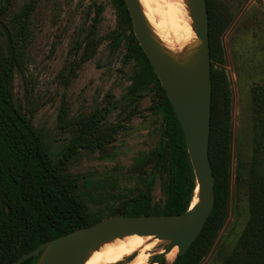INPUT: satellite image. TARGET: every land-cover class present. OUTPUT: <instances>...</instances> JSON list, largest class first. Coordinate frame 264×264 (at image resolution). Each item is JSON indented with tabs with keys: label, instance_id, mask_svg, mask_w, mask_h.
Masks as SVG:
<instances>
[{
	"label": "trees",
	"instance_id": "1",
	"mask_svg": "<svg viewBox=\"0 0 264 264\" xmlns=\"http://www.w3.org/2000/svg\"><path fill=\"white\" fill-rule=\"evenodd\" d=\"M34 2L24 5L2 27L6 35V55L0 48V264H12L39 245L78 229L89 227L112 216L179 215L188 210L193 199L195 179L176 115L147 58L139 47L123 0H113L117 15V35L129 31L125 59H134L138 70L131 79L126 96L132 100L154 89V113L161 118V141L151 152L155 171L165 168L161 183L162 204L152 199L153 178L143 190H113L115 206H105V216H92L78 193L74 176L67 174L68 163L80 150L100 151L114 142L123 128L120 123L103 126L108 108L85 119L68 118L61 107L58 129L72 138L57 161L47 153L31 119L36 107L22 111L15 105L14 74L24 71V53L30 39L28 19ZM211 61V112L209 161L215 179L213 209L196 240L173 264H200L209 253L226 217L231 179V93L224 70L221 38L242 6L240 1L219 4L206 0ZM101 8H97L83 43L74 48L75 57L63 76L76 77L82 64L92 59L102 38L97 36ZM33 88L25 87L24 97L33 105ZM251 145L247 160L238 162L235 184L246 187L248 219L233 249L222 264H264V84L250 88ZM143 161L138 166L143 165ZM131 195V196H130ZM134 195V196H132ZM98 199V198H97ZM95 202L96 198H89ZM103 202V199H101ZM42 252L22 264H37Z\"/></svg>",
	"mask_w": 264,
	"mask_h": 264
},
{
	"label": "rangeland",
	"instance_id": "2",
	"mask_svg": "<svg viewBox=\"0 0 264 264\" xmlns=\"http://www.w3.org/2000/svg\"><path fill=\"white\" fill-rule=\"evenodd\" d=\"M33 1L34 9L28 19L31 36L24 53V71L14 74L15 105L22 111L36 107L31 124L53 161H57L72 138L70 133L58 129L62 106L71 119H85L108 108L102 125L120 123L123 126L114 142L103 152L80 150L65 172L76 178L77 191L92 216H105L108 203L119 204L110 198L113 190L135 193L137 188L144 187L148 178H153L154 182L153 203L161 205L165 168L155 171L156 162L151 157V152L161 141L162 121L152 107L156 94L150 89L134 100L126 96L138 64L134 59H125L129 31L117 35L113 0ZM237 1L242 6L221 38L224 56L221 68L231 93L232 166L227 217L200 264H222L248 219L246 187L235 184V170L238 162L247 160L250 154V88L254 84H264V0H219V4ZM29 2L0 0L3 55H6V35L2 25ZM182 2L185 4V0ZM97 8H101V14L96 30L102 41L92 59L78 69L76 77L69 76L65 81L63 76L67 75L75 57L74 48L83 43ZM187 12L188 9L186 17L189 16ZM149 22L155 26L152 19ZM26 86L33 88L31 107L24 97ZM143 160V165L138 166ZM89 198H96V201L93 203Z\"/></svg>",
	"mask_w": 264,
	"mask_h": 264
},
{
	"label": "water",
	"instance_id": "3",
	"mask_svg": "<svg viewBox=\"0 0 264 264\" xmlns=\"http://www.w3.org/2000/svg\"><path fill=\"white\" fill-rule=\"evenodd\" d=\"M123 1L131 19L134 37L179 122L193 170L195 190L198 188V202L193 207L190 204L188 210L179 215L108 217L92 226L45 242L12 264H22L41 252L37 264H84L90 252L100 244L128 235H151L164 242L163 252L155 254L151 264H165L166 255L174 248L177 249L176 257L186 253L201 233L213 209L215 179L208 155L211 61L206 0H187L200 44L183 63L174 61L154 41L138 0Z\"/></svg>",
	"mask_w": 264,
	"mask_h": 264
},
{
	"label": "bare ground",
	"instance_id": "4",
	"mask_svg": "<svg viewBox=\"0 0 264 264\" xmlns=\"http://www.w3.org/2000/svg\"><path fill=\"white\" fill-rule=\"evenodd\" d=\"M182 1L138 0L152 38L178 63H183L192 56L200 44L193 27L188 1L185 0V4ZM187 9L189 18L185 15ZM150 19L154 21V27L151 26ZM197 192L198 188L195 190L191 207L198 202ZM163 246L164 242L151 235H128L100 244L90 252L84 264H148L153 255L163 252ZM176 253L177 249L174 248L166 255L165 264H172Z\"/></svg>",
	"mask_w": 264,
	"mask_h": 264
},
{
	"label": "flooded vegetation",
	"instance_id": "5",
	"mask_svg": "<svg viewBox=\"0 0 264 264\" xmlns=\"http://www.w3.org/2000/svg\"><path fill=\"white\" fill-rule=\"evenodd\" d=\"M31 1H33V0H30V2H31ZM33 2H34V1H33ZM154 169H155V166H154ZM142 175H143V173H142ZM142 190H143V189H140V192H141ZM153 259H154V258H153Z\"/></svg>",
	"mask_w": 264,
	"mask_h": 264
}]
</instances>
